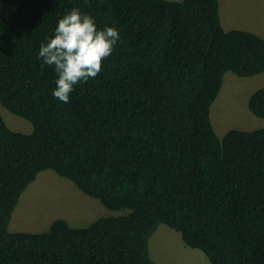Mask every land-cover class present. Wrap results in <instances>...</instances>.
Wrapping results in <instances>:
<instances>
[{
    "label": "trees",
    "instance_id": "16d2710c",
    "mask_svg": "<svg viewBox=\"0 0 264 264\" xmlns=\"http://www.w3.org/2000/svg\"><path fill=\"white\" fill-rule=\"evenodd\" d=\"M73 7L120 41L70 101L37 52ZM227 72L264 74V38L226 31L220 0H0V264H157L160 224L211 264H264V129L219 137L211 118ZM264 118V88L249 99ZM52 170L111 211L86 228L9 232L22 193Z\"/></svg>",
    "mask_w": 264,
    "mask_h": 264
},
{
    "label": "rangeland",
    "instance_id": "374dc122",
    "mask_svg": "<svg viewBox=\"0 0 264 264\" xmlns=\"http://www.w3.org/2000/svg\"><path fill=\"white\" fill-rule=\"evenodd\" d=\"M220 18L226 31L244 30L264 38V0H220ZM263 88L264 74L251 78L232 72L225 74L222 89L211 108L212 124L219 137L223 138L231 130L264 129V118L255 116L249 109L251 95ZM0 115L13 131L33 132L29 121L12 114L1 104ZM126 212L109 210L70 180L46 170L22 193L8 230L42 233L58 219L67 221L72 228H86L98 218ZM149 251L157 264H211L202 251L187 246L181 234L165 224H160L150 238Z\"/></svg>",
    "mask_w": 264,
    "mask_h": 264
},
{
    "label": "clouds",
    "instance_id": "9594fccd",
    "mask_svg": "<svg viewBox=\"0 0 264 264\" xmlns=\"http://www.w3.org/2000/svg\"><path fill=\"white\" fill-rule=\"evenodd\" d=\"M120 39V30L115 25L101 28L95 17L76 7L66 12L37 52L41 66L52 67L56 73L52 96L68 103L78 84L100 73L102 60L113 53Z\"/></svg>",
    "mask_w": 264,
    "mask_h": 264
}]
</instances>
